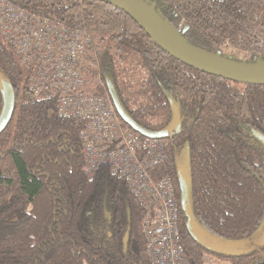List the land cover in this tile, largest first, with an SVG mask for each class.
Wrapping results in <instances>:
<instances>
[{"label":"trees","instance_id":"obj_1","mask_svg":"<svg viewBox=\"0 0 264 264\" xmlns=\"http://www.w3.org/2000/svg\"><path fill=\"white\" fill-rule=\"evenodd\" d=\"M10 1L84 29L94 76L86 90L104 94L111 83L143 129L167 127L178 110L181 126L161 140L165 155L151 175L173 182L190 264H264V146L254 135L264 137V85L179 61L104 1ZM142 1L191 45L222 56L231 47L246 54L244 62L264 64V0ZM27 79L0 34V81L14 93L12 119L0 134V264H150L139 200L105 169L85 175L79 137L85 121L59 115L56 98L31 93ZM2 90L0 84V114ZM182 168L191 228L180 204Z\"/></svg>","mask_w":264,"mask_h":264},{"label":"built area","instance_id":"obj_2","mask_svg":"<svg viewBox=\"0 0 264 264\" xmlns=\"http://www.w3.org/2000/svg\"><path fill=\"white\" fill-rule=\"evenodd\" d=\"M0 34L19 56L28 90L55 97L59 115L85 121L79 134L85 175L92 179L105 169L121 178L139 200L150 264H190L179 233L180 207L173 182L151 175L165 155L163 143L123 124L107 92L86 90L94 79L86 61L90 44L86 31L0 0Z\"/></svg>","mask_w":264,"mask_h":264},{"label":"water","instance_id":"obj_3","mask_svg":"<svg viewBox=\"0 0 264 264\" xmlns=\"http://www.w3.org/2000/svg\"><path fill=\"white\" fill-rule=\"evenodd\" d=\"M109 3L127 14L138 24L149 37L166 53L186 63L187 65L218 77L234 82L264 85V64L258 62L249 64L244 61L229 59L218 53H210L188 43L182 35L165 22L154 10L142 0H98ZM3 87L4 104L0 114V134L10 123L14 112V93L10 86L0 81ZM107 92L120 120L148 139L163 140L173 136L180 128L178 110L174 108V114L169 125L158 131H149L140 127L125 111L119 98L112 87L107 83ZM171 103H173L171 101ZM264 146V137L258 133L254 134ZM178 183L180 189V204L187 217V225L191 228L193 216L190 209L188 193V178L186 171L182 168L178 171ZM264 225V224H263ZM263 225L260 230L263 228Z\"/></svg>","mask_w":264,"mask_h":264},{"label":"rangeland","instance_id":"obj_4","mask_svg":"<svg viewBox=\"0 0 264 264\" xmlns=\"http://www.w3.org/2000/svg\"><path fill=\"white\" fill-rule=\"evenodd\" d=\"M174 31L175 32H178V30H176V29H174ZM224 54H225V56H233L234 58H237V59L242 60V61L245 60V57H246V54L245 53L239 52V51H235L231 47L227 48L225 50ZM260 232H261V235L260 236H263L264 237V225H263V228L260 230ZM263 237H261V238H263ZM209 246L210 247H213V248L223 249V250L228 251V252L236 250L233 245H226V244L221 243V242H217V243H213L212 242V243H210Z\"/></svg>","mask_w":264,"mask_h":264},{"label":"bare ground","instance_id":"obj_5","mask_svg":"<svg viewBox=\"0 0 264 264\" xmlns=\"http://www.w3.org/2000/svg\"><path fill=\"white\" fill-rule=\"evenodd\" d=\"M151 39V38H150ZM125 124V123H124Z\"/></svg>","mask_w":264,"mask_h":264}]
</instances>
